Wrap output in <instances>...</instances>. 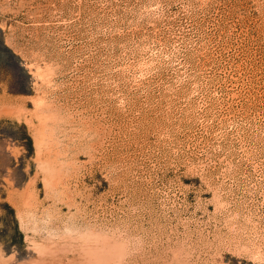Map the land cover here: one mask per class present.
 <instances>
[{
	"label": "rangeland",
	"instance_id": "obj_1",
	"mask_svg": "<svg viewBox=\"0 0 264 264\" xmlns=\"http://www.w3.org/2000/svg\"><path fill=\"white\" fill-rule=\"evenodd\" d=\"M0 264H264V0H0Z\"/></svg>",
	"mask_w": 264,
	"mask_h": 264
}]
</instances>
